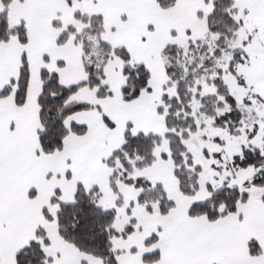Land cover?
Here are the masks:
<instances>
[{"label": "snow or ice", "instance_id": "snow-or-ice-1", "mask_svg": "<svg viewBox=\"0 0 264 264\" xmlns=\"http://www.w3.org/2000/svg\"><path fill=\"white\" fill-rule=\"evenodd\" d=\"M0 264H264V0H0Z\"/></svg>", "mask_w": 264, "mask_h": 264}]
</instances>
